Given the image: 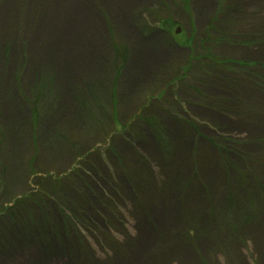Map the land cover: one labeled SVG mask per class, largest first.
Segmentation results:
<instances>
[{
  "label": "rangeland",
  "instance_id": "1",
  "mask_svg": "<svg viewBox=\"0 0 264 264\" xmlns=\"http://www.w3.org/2000/svg\"><path fill=\"white\" fill-rule=\"evenodd\" d=\"M262 5L0 0V264H264Z\"/></svg>",
  "mask_w": 264,
  "mask_h": 264
},
{
  "label": "trees",
  "instance_id": "2",
  "mask_svg": "<svg viewBox=\"0 0 264 264\" xmlns=\"http://www.w3.org/2000/svg\"><path fill=\"white\" fill-rule=\"evenodd\" d=\"M228 3H230L229 1H228ZM239 5L240 4H238L237 3V6L239 7ZM263 6V5H262ZM237 7V8H238ZM264 7V6H263ZM240 8V7H239ZM243 9H238V14L237 15H239V16H241L242 14H243V11H242ZM227 13V12H226ZM250 16V18H243V17H241V19H239V20H237V22L236 23H234V24H230V30H226V28H225V33L228 35V36H233V35H235L234 37H237V40L239 41V43H243V44H247V42L245 43L244 41H248V43L250 44V42H253V46L256 48V49H259L260 48V46H263L264 45V34H262V35H259V34H257L256 32H254L255 31V28H251V27H249V28H247V27H245L244 26V24H246V23H255L254 21H251V20H255V19H257V16H255V15H249ZM245 19V20H244ZM251 25V24H250ZM245 27V28H244ZM248 30V31H247ZM215 31L217 32V28H215ZM233 37V38H234ZM218 43V42H217ZM223 66H228L229 64L228 63H221ZM228 64V65H227ZM255 67L256 68H262L263 67V65H255ZM224 142V141H223ZM229 145H231V146H229ZM234 145H236V143H232V142H228V146H229V148L230 149H232L233 147L232 146H234ZM227 146V147H228ZM229 148L227 149H222L221 150V154H224V153H228L230 150H229ZM63 189V188H62ZM23 201L24 200H22V199H20V200H17L15 203H14V206H13V208L12 207H7V208H5L6 210L5 211H2V212H0V218H2V217H4V216H6V215H8V214H10V212L11 211H14L13 213H19V212H23V211H25V210H27V208H26V206H24V205H22V203H23ZM43 203V204H42ZM42 203H37L36 205H32L33 206V211H34V209H35V211H38V209H40V207H46L47 206V204H45L44 202H42ZM21 204V205H20ZM51 210V216H48V218L51 220V217L52 218H55L56 217V215H55V211L53 210V207L50 209ZM12 213V212H11ZM35 214H36V212H35ZM35 214L33 215V218H34V216H35ZM19 216V220H15L14 222L16 223V224H14V225H16L17 226V224H21V222H24V221H27V217H26V215H24V214H19L18 215ZM17 221H20V222H17ZM52 221V220H51ZM2 226V225H1ZM48 233V232H47ZM49 234V233H48Z\"/></svg>",
  "mask_w": 264,
  "mask_h": 264
},
{
  "label": "bare ground",
  "instance_id": "3",
  "mask_svg": "<svg viewBox=\"0 0 264 264\" xmlns=\"http://www.w3.org/2000/svg\"><path fill=\"white\" fill-rule=\"evenodd\" d=\"M211 181H212L213 187L215 188V185H216V190L218 191L216 180L211 179ZM169 201H170V205H166V202H164L163 207H162L163 212L166 213L168 216L166 218H164L165 216L162 218L163 220H162L161 224H162V228L166 234L163 237V240H162L163 242L160 245V247L163 246V244H167V241L171 238L170 235L167 233L168 230H172L173 228L177 229L180 226V224L181 225L183 224V221L187 220L186 218L181 219L180 215H178V209H176V205L174 204L175 198L172 197V198H170ZM168 202H167V204H168ZM195 203H196V199H193L192 205H190L192 207V208H190L191 212L186 209V212H189V215H191L190 218L194 214H196V212L201 207V203H199V202L197 204H195ZM147 238H148V236H147ZM157 241H158V239H157ZM154 242H155V240H154ZM180 248H181L180 244L175 239L172 243H170L169 254L174 256L175 254H177L180 251ZM165 252H164L163 256H165ZM152 260H154V257L152 258ZM119 264H126V263L120 262Z\"/></svg>",
  "mask_w": 264,
  "mask_h": 264
}]
</instances>
